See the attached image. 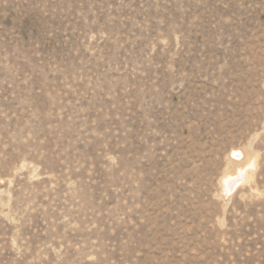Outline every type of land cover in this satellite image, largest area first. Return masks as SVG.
I'll use <instances>...</instances> for the list:
<instances>
[{
	"label": "rangeland",
	"instance_id": "rangeland-1",
	"mask_svg": "<svg viewBox=\"0 0 264 264\" xmlns=\"http://www.w3.org/2000/svg\"><path fill=\"white\" fill-rule=\"evenodd\" d=\"M0 264H264V0H0Z\"/></svg>",
	"mask_w": 264,
	"mask_h": 264
},
{
	"label": "bare ground",
	"instance_id": "bare-ground-1",
	"mask_svg": "<svg viewBox=\"0 0 264 264\" xmlns=\"http://www.w3.org/2000/svg\"><path fill=\"white\" fill-rule=\"evenodd\" d=\"M238 157V153L235 154ZM239 169V173L233 177L230 174H226L223 179H222V186L224 187V192H231L232 190H234L239 183H241V180H246L248 177V173L247 170H244L242 166H237Z\"/></svg>",
	"mask_w": 264,
	"mask_h": 264
}]
</instances>
